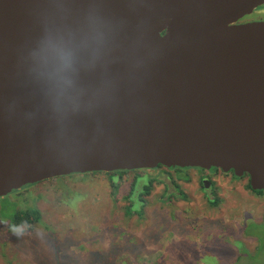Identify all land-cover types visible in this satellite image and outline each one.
Returning <instances> with one entry per match:
<instances>
[{"label":"water","instance_id":"1","mask_svg":"<svg viewBox=\"0 0 264 264\" xmlns=\"http://www.w3.org/2000/svg\"><path fill=\"white\" fill-rule=\"evenodd\" d=\"M264 0H0V198L159 167L264 191Z\"/></svg>","mask_w":264,"mask_h":264},{"label":"rangeland","instance_id":"2","mask_svg":"<svg viewBox=\"0 0 264 264\" xmlns=\"http://www.w3.org/2000/svg\"><path fill=\"white\" fill-rule=\"evenodd\" d=\"M261 7L252 18L264 20ZM141 172L134 191L151 188L134 212L127 198L133 171L118 189L107 173L65 178L64 188L54 179L30 188L41 221L32 230L19 226L17 237L0 219V264H264V255L254 258L258 240L264 244V194L250 190L248 178L198 169ZM207 177L215 183L203 191Z\"/></svg>","mask_w":264,"mask_h":264},{"label":"trees","instance_id":"3","mask_svg":"<svg viewBox=\"0 0 264 264\" xmlns=\"http://www.w3.org/2000/svg\"><path fill=\"white\" fill-rule=\"evenodd\" d=\"M162 167L157 168L156 170L160 169ZM179 170V168H177ZM136 173L137 175V179L135 180L134 184H133V188L131 189V192L129 194V196L127 198H129L131 200V202L133 201V206L129 208V211H132V208L135 206L136 203H140L141 204V208L140 210L144 207L145 205V200L143 198L144 195L150 193L149 190L151 188V184L150 186H143L142 189H140L142 191V193H139L135 190V186L137 184V181L141 178H143L144 173H142L141 171H133ZM131 172H127V171H119V172H115V173H107L110 181L114 184V188H119L120 184H121V179L125 174H128ZM97 173H92V174H86V175H71L69 177H61V178H56L53 181H55L60 187L64 188V180L65 178H72L74 177V179L79 180L80 178H85L87 176L90 175H96ZM49 181H45L39 184H35V185H29L26 186L20 190L14 191L12 194H10L9 196H6L4 198L0 199V219L3 221V224L6 226L8 225H17V226H24L26 227L28 230H32L34 227V225L38 222L41 221L42 218V214L41 211L38 209V206L36 204L35 201L32 202V204H29V198L27 196V191L30 188L36 187L38 185L47 183ZM250 190L251 187L250 185L248 186ZM258 193L256 194H264V191H257ZM18 197H22V201L19 202L16 199ZM7 221V222H5ZM255 225V224H254ZM264 226V224H263ZM257 244V253L254 256L255 259H257V257H260L261 255H264V244H261L258 240ZM253 258L250 257V260H252Z\"/></svg>","mask_w":264,"mask_h":264},{"label":"flooded vegetation","instance_id":"4","mask_svg":"<svg viewBox=\"0 0 264 264\" xmlns=\"http://www.w3.org/2000/svg\"><path fill=\"white\" fill-rule=\"evenodd\" d=\"M261 10H262V7H260V8H258L257 9V11L260 13L261 12ZM253 16V15H252ZM252 16H250V17H246L245 19H243L240 23H248V22H253V21H255V20H261V21H264V20H262L261 18L260 19H254V18H252ZM160 169H167V170H169L168 168H166V167H162V168H160ZM172 169V168H171ZM173 169H175V171L176 170H178L177 168H173ZM188 169H191V168H188ZM194 169V168H193ZM156 170V169H155ZM179 170H185V169H179ZM199 171L201 170V172H203V173H208V172H212V171H216V174L217 173H219V174H225V175H234L233 174V172H230V173H223L221 170H217V169H211V170H209V171H206V170H202V169H198ZM215 176H217V175H215ZM235 176V175H234ZM236 177V176H235ZM237 178H239V177H237ZM244 178H248V176H245V177H242L241 179H244ZM249 179V178H248ZM208 182H210L211 184L212 183H215V180L214 179H212V178H204V179H202L201 180V184H202V186H203V191L204 190H206V187H207V185H209L208 184ZM249 185H250V180H249ZM248 185V186H249ZM210 186V185H209ZM207 189H209V188H207ZM253 191V190H252ZM212 194V193H211ZM212 204H213V202H212Z\"/></svg>","mask_w":264,"mask_h":264},{"label":"clouds","instance_id":"5","mask_svg":"<svg viewBox=\"0 0 264 264\" xmlns=\"http://www.w3.org/2000/svg\"><path fill=\"white\" fill-rule=\"evenodd\" d=\"M1 199V198H0ZM10 230L11 232L13 233V235L17 236V237H20L23 235V231L20 229L19 226L13 224V225H10Z\"/></svg>","mask_w":264,"mask_h":264}]
</instances>
